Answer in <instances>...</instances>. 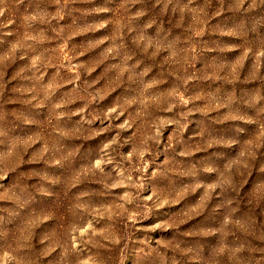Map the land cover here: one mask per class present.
Returning <instances> with one entry per match:
<instances>
[{"label":"rangeland","instance_id":"obj_1","mask_svg":"<svg viewBox=\"0 0 264 264\" xmlns=\"http://www.w3.org/2000/svg\"><path fill=\"white\" fill-rule=\"evenodd\" d=\"M0 264H264V0H0Z\"/></svg>","mask_w":264,"mask_h":264}]
</instances>
